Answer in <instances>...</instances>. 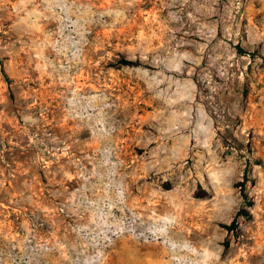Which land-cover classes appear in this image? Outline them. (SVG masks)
Masks as SVG:
<instances>
[{
  "label": "rangeland",
  "instance_id": "374dc122",
  "mask_svg": "<svg viewBox=\"0 0 264 264\" xmlns=\"http://www.w3.org/2000/svg\"><path fill=\"white\" fill-rule=\"evenodd\" d=\"M0 264H264V0H0Z\"/></svg>",
  "mask_w": 264,
  "mask_h": 264
},
{
  "label": "trees",
  "instance_id": "16d2710c",
  "mask_svg": "<svg viewBox=\"0 0 264 264\" xmlns=\"http://www.w3.org/2000/svg\"><path fill=\"white\" fill-rule=\"evenodd\" d=\"M123 63H124L125 65L133 66V67L139 65L138 62H135V61H133V60H123ZM197 195H199V196H197L198 198H205V197H206V194H205L204 192L199 193V194H197Z\"/></svg>",
  "mask_w": 264,
  "mask_h": 264
}]
</instances>
